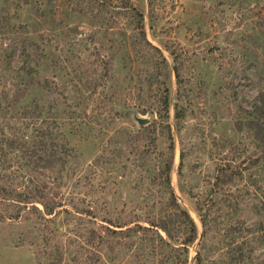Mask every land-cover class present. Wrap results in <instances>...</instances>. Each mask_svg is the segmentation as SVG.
I'll list each match as a JSON object with an SVG mask.
<instances>
[{"label":"rangeland","instance_id":"374dc122","mask_svg":"<svg viewBox=\"0 0 264 264\" xmlns=\"http://www.w3.org/2000/svg\"><path fill=\"white\" fill-rule=\"evenodd\" d=\"M30 1L0 0V79L23 22L46 18L26 77L49 89L25 99L57 115L67 155L13 178L64 210L1 216L0 264H47L55 240L69 264H264V0Z\"/></svg>","mask_w":264,"mask_h":264},{"label":"trees","instance_id":"16d2710c","mask_svg":"<svg viewBox=\"0 0 264 264\" xmlns=\"http://www.w3.org/2000/svg\"><path fill=\"white\" fill-rule=\"evenodd\" d=\"M23 4L31 3L30 0H22ZM139 16H141L140 12ZM42 21V22H41ZM24 25H32L34 28L20 32L17 40L18 48V61L19 66L14 71L16 72L13 79H7L4 77L0 79V202L10 200L9 205L12 206V210H9L7 214H2L7 218H17L22 213L36 210L43 212L47 216H43L48 223H54L57 214L62 208V199L56 196L55 193L47 192L46 198L39 191L36 185H33L29 191L24 190L23 183H18L14 180V170L22 169V167L30 166V168L40 167L52 172H59L61 166L65 163L66 145L63 140L58 136L57 124L54 114H45L46 111L42 109V104L34 102L37 110L34 112L32 109H28L30 99H25L27 91L31 85L33 88H45L47 91V78H39L38 74L34 76L30 74L29 79L26 77L27 73H30V69L33 68L34 72L38 71V65L42 63L43 53L41 52L43 46L38 47L34 35L38 30L41 34L42 30L35 28L37 25H43L48 23L46 18H34L33 22H23ZM33 31V32H32ZM37 33V32H36ZM36 36V35H35ZM31 37V38H30ZM33 64V65H32ZM166 95L163 98V105L166 106ZM42 109V110H41ZM10 112V122L1 121V114L4 112ZM5 117V116H4ZM3 117V118H4ZM15 167L13 169V165ZM17 165V166H16ZM215 175V184L222 183L223 181V167H219ZM166 183H169L168 168H166ZM52 178V177H51ZM32 182L31 179H27ZM171 195L172 192H171ZM40 203L41 208H38L33 202ZM177 205V204H176ZM179 213L182 220L188 224L189 234L184 238V243L191 241L195 236V223L187 210L180 208ZM24 218V217H22ZM199 220L203 221V216L199 214ZM167 236L169 235L167 228L160 226ZM98 232V237L103 238L106 232ZM109 231H114L109 229ZM45 238V240H47ZM53 252H47L48 258H51L47 264H69L62 261L63 253L66 250V245L58 244L55 240L50 246ZM72 258H69L71 260Z\"/></svg>","mask_w":264,"mask_h":264}]
</instances>
